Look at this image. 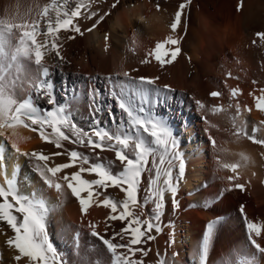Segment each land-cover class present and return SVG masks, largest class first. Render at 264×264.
<instances>
[{
  "label": "bare ground",
  "instance_id": "bare-ground-1",
  "mask_svg": "<svg viewBox=\"0 0 264 264\" xmlns=\"http://www.w3.org/2000/svg\"><path fill=\"white\" fill-rule=\"evenodd\" d=\"M197 261L264 264V0H0V264Z\"/></svg>",
  "mask_w": 264,
  "mask_h": 264
},
{
  "label": "rangeland",
  "instance_id": "rangeland-1",
  "mask_svg": "<svg viewBox=\"0 0 264 264\" xmlns=\"http://www.w3.org/2000/svg\"><path fill=\"white\" fill-rule=\"evenodd\" d=\"M180 182H181V180L179 179V175H175V176L172 175L171 177L169 176L168 182H167V184H168L167 185V190L168 191H166V193H165L167 196L170 195L168 201H171V199L173 198V195L170 192V189H172V192L177 195V198H176L175 201H174V198H173V204L171 206L172 215H171V218L170 219L172 221L170 220V223L167 222L166 224H164V226L161 228V230H158V232L157 233H154V235H153V240L154 241H158L159 240L158 239L159 238L158 236H160V235H162L164 233V235H165V242H166L165 246H167L169 248H172L173 247V245H174V238H175V236H177V234H179L178 233L179 230H178V225L177 224H178V222L180 220L181 214L183 213V211L185 209V205L183 204V199H185V200L188 199L187 198L188 197V194H187L186 190H184V188L181 186V183ZM235 191H236V193H235ZM231 193L235 197V209L240 210L242 208V207H240L242 205V203L241 202L239 203V197L241 198L243 196V193L241 192V190H238V189H235V190L233 189L231 191ZM178 218H179V220H178ZM197 221H200V223H201L199 226L197 225ZM204 222L205 221L202 220L201 216L197 212H195L194 213V216L192 218H190L189 221H188L189 225H191L194 228H198L203 235L204 234L206 235L207 232H208V224L207 223L204 224ZM246 222H248V221H246ZM161 232H163V233H161ZM220 235H221L222 238L220 240H216L214 242V246H215L216 251L218 253H220V254L222 253V256L223 257H228V256H230L229 249H227V248H229L228 247L229 246L228 245V240H226V238L222 234H220ZM155 246L160 247V241L157 242ZM196 253L198 255L197 257L200 258L201 255H202V253H203V249L197 250ZM193 261H194V259H193ZM43 264H45V263H43ZM196 264H198V261H197Z\"/></svg>",
  "mask_w": 264,
  "mask_h": 264
}]
</instances>
